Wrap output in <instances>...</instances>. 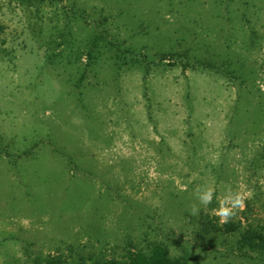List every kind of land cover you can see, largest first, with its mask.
<instances>
[{"label": "rangeland", "instance_id": "obj_1", "mask_svg": "<svg viewBox=\"0 0 264 264\" xmlns=\"http://www.w3.org/2000/svg\"><path fill=\"white\" fill-rule=\"evenodd\" d=\"M156 245L264 264V0H0V264Z\"/></svg>", "mask_w": 264, "mask_h": 264}, {"label": "clouds", "instance_id": "obj_2", "mask_svg": "<svg viewBox=\"0 0 264 264\" xmlns=\"http://www.w3.org/2000/svg\"><path fill=\"white\" fill-rule=\"evenodd\" d=\"M195 193L196 202L190 206L191 215L198 216L202 206L207 207L214 199H217L218 207L213 209V212L221 223L230 222L239 211L246 207V201L252 195L250 191L237 187L236 189L229 188L223 198H218L215 188L210 184L198 186Z\"/></svg>", "mask_w": 264, "mask_h": 264}, {"label": "trees", "instance_id": "obj_3", "mask_svg": "<svg viewBox=\"0 0 264 264\" xmlns=\"http://www.w3.org/2000/svg\"><path fill=\"white\" fill-rule=\"evenodd\" d=\"M46 1L47 0H19V2L22 5H27V6H31L34 4H42ZM99 39H100L99 37H95L91 41V48L87 53L88 65L90 64L91 60L95 57L93 51L98 46ZM85 77H86V71L82 74L80 81H83ZM47 264H60V263H56L53 260H47ZM95 264H187V263H183V261L181 260L171 258L168 255L167 250H165L160 245H156L153 246L147 253L139 251L133 254L130 252L128 256V261L124 263L96 260Z\"/></svg>", "mask_w": 264, "mask_h": 264}]
</instances>
